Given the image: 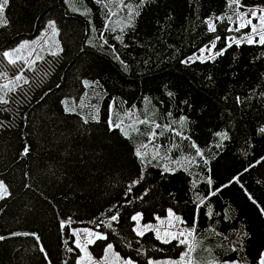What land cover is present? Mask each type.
Returning a JSON list of instances; mask_svg holds the SVG:
<instances>
[{"label":"trees","instance_id":"obj_1","mask_svg":"<svg viewBox=\"0 0 264 264\" xmlns=\"http://www.w3.org/2000/svg\"><path fill=\"white\" fill-rule=\"evenodd\" d=\"M248 8L264 0H8L0 67L51 22L60 50L0 102V264H78L79 227L102 235L97 258L111 245L135 264L178 259L180 239L134 230L136 214L152 224L169 210L186 233L196 221L191 264H258L264 44L227 42ZM213 42L222 55L189 61Z\"/></svg>","mask_w":264,"mask_h":264},{"label":"rangeland","instance_id":"obj_2","mask_svg":"<svg viewBox=\"0 0 264 264\" xmlns=\"http://www.w3.org/2000/svg\"><path fill=\"white\" fill-rule=\"evenodd\" d=\"M255 12L256 16L253 17L252 13ZM261 16H264V9L262 8H248L243 12L239 13L238 19L236 20V25L233 27L232 31L237 30L239 25L244 24L245 27L239 28V30H246L244 33H241L240 37L237 38L239 43L245 42L248 43V39L251 38L254 41H259V37L264 35V24L261 23ZM251 20V23H248V20ZM213 24V21L210 20ZM3 24L2 21H0V25ZM54 25V28L49 27V25ZM48 25V29L41 34L39 38L33 39V40H23L19 42L18 44L12 46L11 48L7 49L4 53H10V57L5 58L7 60V64L5 66L0 67V97H3V99L6 98V95L16 89L20 84L25 82L23 77V71L24 68L31 63L32 61L39 60L40 58L44 57L46 54H56L60 50V44L58 41V33L56 25L51 22ZM255 28L256 32L253 33L252 29ZM233 40H235L233 38ZM227 41L228 44L236 43V41ZM21 45H25L24 47H21ZM211 48V45L209 47H204L202 49H208ZM19 49V51H17ZM201 49V50H202ZM199 51L198 53L192 55L189 57V61H205L209 60L212 57L215 56V50L214 48L211 49V52L205 50V51ZM10 59L15 61V63H10ZM9 65H13L12 69L9 68ZM20 76L21 79L17 80L16 77ZM4 85H7V87H4ZM7 195V194H6ZM4 195V196H6ZM173 215H169V211L166 212L165 216L163 218H158L154 223L152 224H142L140 220V215L136 214L135 216L138 217V220H134L135 227L134 230L136 234L139 233H146L147 231H152L155 236L157 237L159 234L160 240H173L171 236L165 235V233H172L177 236L176 239H188L189 244H192V237H189L187 233L182 230L181 228V221L180 219H177V216L171 211ZM63 223H68L67 220H63ZM151 226L148 228L147 226ZM85 229L88 230V232L92 233L91 236H89ZM184 232V236H179V233ZM72 233L75 238V245H80V247H77L80 252V256L77 260L78 264H128L130 261L131 264H135L130 259H124L117 255L112 246L109 249L107 246L104 252V255L100 258L95 257L92 252L90 251V246L99 239L98 237H102L98 232L85 228V227H79V228H72ZM141 235V234H138ZM89 240L92 242L89 243ZM186 247V246H185ZM83 249V250H82ZM187 251V247L185 249ZM184 251V252H185ZM149 264H191V256L186 258L184 261H181V256L178 259H164V260H150ZM209 264H220V263H209ZM223 264H226L223 263ZM230 264V262H228ZM238 264H241L238 262Z\"/></svg>","mask_w":264,"mask_h":264},{"label":"snow or ice","instance_id":"obj_3","mask_svg":"<svg viewBox=\"0 0 264 264\" xmlns=\"http://www.w3.org/2000/svg\"><path fill=\"white\" fill-rule=\"evenodd\" d=\"M232 2H233V3H236L237 5H239V0H232ZM7 4H8V0H0V21H2V23H4V24L7 23L6 20H3L4 8L7 6ZM252 16L255 17V16H256V13L253 12V13H252ZM260 19H261V23L264 24V16H261ZM248 23H249V24L251 23V20H250V19L248 20ZM49 27L54 28V25L50 24ZM243 27H245L244 24L239 25V27L237 28V31L239 30V28H243ZM209 30H211V31H214V30H215L214 25H213L211 22H209ZM252 32L255 33V32H256V29L253 28V29H252ZM254 42H257V41H254V40L251 39V38L248 39V43H254ZM258 42L264 44V35H262V36L259 37V41H258ZM236 43L239 44V41L237 40ZM24 46H25V45H21V47H24ZM229 46H230V45H229ZM212 48H215V43H214V42L212 43L211 48H208V49H202L201 51H205V50H207V51L211 52V49H212ZM17 51H19V49H17ZM223 51H224V50H221V51L217 52L216 55H222V54H223ZM4 55H5L6 57H10V56H11V54H10V53H7V52L4 53ZM185 62H187V61H185ZM10 63H15V61H13V60L10 59ZM16 79L19 80V79H21V77H20V76H17ZM4 87H7V85H4ZM0 102H4V103H6L7 101H5V100L3 99V97H0ZM138 123H139V124H148L149 121H148V120H139ZM109 124H110V128H117V129L120 128V124H119V123L112 124L111 121H110ZM129 127H133V125H129ZM157 128H160V125H159V124H156V125L153 127L152 131L148 134V136H149V142H151L152 139L155 138V137L158 135V133H157V131H156ZM136 130L138 131V129H136ZM121 131L123 132L124 130L121 129ZM261 131H264V129H262ZM125 134H126V133H125ZM159 134H162V133H159ZM142 147L147 148V147H148V144H147V143H146V144H143ZM193 147H195V145H193ZM27 151H28V149L25 148V149H24V152L27 153ZM135 154H136V156L139 157L141 160H143L144 156L146 155L145 153H141V152L139 151V148L137 149V151H136ZM157 154H158V151H157ZM197 154H199V149H197ZM153 158H155V157H153ZM208 182H209V184H211V180H209ZM217 191H218V190H217ZM6 194H7V188H6V186L4 185V183H3L2 181H0V199H2V198L4 197V195H6ZM212 195H215V192H213ZM261 211H262V213H264V209H262ZM169 215H170V216L173 215V214L171 213V210H169ZM112 219L115 220L116 217L113 216ZM132 219H133V220H138V217L134 216V217H132ZM177 219H179V218L177 217ZM195 223H196V221L194 220V222H193V227H192L191 229L186 230V231H187V235H188L189 237L193 236L194 233H195ZM147 227L150 228L151 226L149 225V226H147ZM85 232H86L89 236L92 235V233L88 232L87 229H85ZM138 234H141V235H142V233H139V232H138ZM25 235H27V234H25ZM165 235H167V236H171L173 239H176V238H177V236L174 235V234H172V233H165ZM184 235H185V233H184L183 231H182L181 233H179V236H184ZM98 238H103V237H98ZM157 238H159V234H158ZM0 239H2V237H0ZM91 242H92V241L89 240V243H91ZM164 242L167 243L168 241L165 240ZM179 243H180L181 245H185V246L187 247V251L183 252L182 255H181V261H184L186 258L189 257V254H190L191 252L194 251V246H193L192 244H189L187 238H185V239H180V240H179ZM77 247H80V245L77 244ZM108 247H109V249H110V248H111V245H109ZM82 250H83V249H82ZM235 250H236V249L234 248L233 251H235ZM41 251H43V249H41ZM128 264H131V262L129 261ZM226 264H228V262H226ZM230 264H238V261H232V262H230ZM258 264H264V253H261L260 258H259V260H258Z\"/></svg>","mask_w":264,"mask_h":264}]
</instances>
